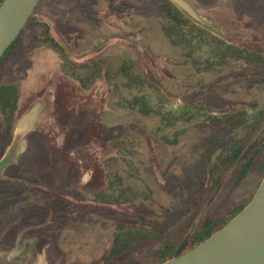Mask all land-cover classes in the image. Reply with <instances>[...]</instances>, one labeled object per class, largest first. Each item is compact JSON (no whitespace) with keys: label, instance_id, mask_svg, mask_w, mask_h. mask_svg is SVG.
I'll return each instance as SVG.
<instances>
[{"label":"rangeland","instance_id":"obj_1","mask_svg":"<svg viewBox=\"0 0 264 264\" xmlns=\"http://www.w3.org/2000/svg\"><path fill=\"white\" fill-rule=\"evenodd\" d=\"M187 1L216 27L190 21L188 30L201 31L189 46L170 36L160 0L42 2L38 16L52 19L75 66L38 43L31 28L0 76L20 90L8 148L22 135L0 178V248L22 252L21 264L151 262L172 237L154 227L197 187V171L209 178L250 136L249 124L264 109L262 75L244 60L224 63L221 42L264 53V0ZM94 61L98 76L95 68L76 67ZM126 62L131 78L121 75ZM257 69L264 77V65ZM235 109L251 117L207 157L209 124ZM5 120L0 111V145ZM255 178L237 188L222 183L207 212L252 192ZM189 233L181 231L180 243ZM117 235L137 243L106 261Z\"/></svg>","mask_w":264,"mask_h":264},{"label":"trees","instance_id":"obj_2","mask_svg":"<svg viewBox=\"0 0 264 264\" xmlns=\"http://www.w3.org/2000/svg\"><path fill=\"white\" fill-rule=\"evenodd\" d=\"M43 1L44 0H40L35 12L30 17L23 31L2 56L0 60V76L14 49H16L18 44L23 40L26 31L31 28L36 29L34 31V39L38 43L53 46L61 54V57L65 62L75 66L72 62V47L65 38H63L61 32L54 29L51 21L52 19L50 20L47 16L48 21H44L37 14ZM2 2L3 0H0V5ZM159 5L160 12L165 13L172 21L169 34L176 38L175 42L178 44H185V46L192 44L194 38L198 35V30L201 31V29L199 27L198 30H196L195 26L190 27V30L186 28L191 25L190 21L195 23V21L191 19V16L179 9L171 0H160ZM221 44L223 47L225 45L228 50L224 52L221 58L224 63L236 59L244 60L248 65H246L248 69H256L254 74L262 75L260 81L264 82L263 74L260 72L261 70L257 69V67L264 65V53L251 52L250 50H247V48L241 47L233 51V48L227 46L225 41H222ZM76 67L95 68V76H98L102 70L98 61H94L93 65L90 63H87L86 65L77 64ZM130 70L127 62L124 63L120 70L121 75L131 78L133 75L130 73ZM247 79L248 77L246 80L244 79V81L247 82ZM19 102L20 90L16 84L0 83V111L6 116L4 137L0 145L2 156L5 154L9 146V141L15 130ZM148 111L149 109L147 112ZM250 117L251 116L248 112L235 109L229 111L223 116H216L213 118V126L211 127L209 124L207 132L208 137H206V141L204 142L206 145V156L210 157L216 143L218 144L223 136L226 137L227 134H230L231 129L245 125ZM249 127H251L250 136L247 139L240 141V143L234 147L232 153L221 160L217 172L209 173V176L212 179L211 185L207 182L209 181L210 183V177L207 178L208 174L204 173L206 175L204 179L203 170L200 169L197 171L196 179L199 181L197 187L185 196L182 203L179 204V207L171 212L170 216L164 221V223L156 224L154 228L161 230L163 234L172 233L169 243L160 251V254L153 255L154 257L151 262L145 261L144 258H138L129 264H161L164 261L178 256V249L182 244V241L181 243L179 241L180 233L182 230L184 233H189L192 228L194 229L189 233L190 238H188L187 246L183 252L193 249L201 242L210 238L220 228L224 227L240 211H242L249 202L252 201L259 184H261L264 179V109L259 110L257 118L249 124ZM251 174L256 177V184L254 185L255 187L252 192L234 202L223 200L209 206V211L196 223V219H198L204 208L208 207L207 203L213 199L222 183L237 188L240 184H243L245 179ZM136 243L137 242L131 240L129 236L128 238L123 239L121 236L117 235L113 247L108 254L103 256V259L108 261L109 259L120 256L126 253L129 249H132Z\"/></svg>","mask_w":264,"mask_h":264},{"label":"water","instance_id":"obj_3","mask_svg":"<svg viewBox=\"0 0 264 264\" xmlns=\"http://www.w3.org/2000/svg\"><path fill=\"white\" fill-rule=\"evenodd\" d=\"M197 23L212 26L187 0H171ZM40 0H3L0 5V60L27 25ZM22 135L12 141L0 159V178L16 159ZM205 207L196 223L207 213ZM187 240L178 249V256L161 264H264V179L247 206L224 227L193 249L183 252ZM8 263H11L10 261ZM14 263L21 264L14 260Z\"/></svg>","mask_w":264,"mask_h":264},{"label":"flooded vegetation","instance_id":"obj_4","mask_svg":"<svg viewBox=\"0 0 264 264\" xmlns=\"http://www.w3.org/2000/svg\"><path fill=\"white\" fill-rule=\"evenodd\" d=\"M7 169V168H6ZM6 171V170H5ZM2 178V177H1ZM3 248V249H1ZM0 248V263L2 264V262L4 263H8L9 261H13L14 260H17V262H20L21 260V257L24 256V254H22V252L19 254V253H16V255H14L13 253H11L7 247H1ZM25 251H23L24 253ZM19 259V260H18ZM22 263V261L20 262ZM13 264V263H12ZM15 264V263H14ZM19 264V263H18Z\"/></svg>","mask_w":264,"mask_h":264}]
</instances>
